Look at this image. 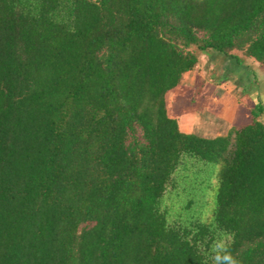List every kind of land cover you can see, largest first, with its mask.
<instances>
[{
    "label": "trees",
    "instance_id": "obj_1",
    "mask_svg": "<svg viewBox=\"0 0 264 264\" xmlns=\"http://www.w3.org/2000/svg\"><path fill=\"white\" fill-rule=\"evenodd\" d=\"M235 52L264 70V0H0V264H264V103L166 107Z\"/></svg>",
    "mask_w": 264,
    "mask_h": 264
},
{
    "label": "rangeland",
    "instance_id": "obj_2",
    "mask_svg": "<svg viewBox=\"0 0 264 264\" xmlns=\"http://www.w3.org/2000/svg\"><path fill=\"white\" fill-rule=\"evenodd\" d=\"M233 54L241 64L217 53L199 54L193 70L166 95L168 115L181 131L205 138L225 135L248 122L258 99L264 103V70L240 53Z\"/></svg>",
    "mask_w": 264,
    "mask_h": 264
},
{
    "label": "water",
    "instance_id": "obj_3",
    "mask_svg": "<svg viewBox=\"0 0 264 264\" xmlns=\"http://www.w3.org/2000/svg\"><path fill=\"white\" fill-rule=\"evenodd\" d=\"M258 121H260L264 125V111L262 112V114L258 118Z\"/></svg>",
    "mask_w": 264,
    "mask_h": 264
},
{
    "label": "clouds",
    "instance_id": "obj_4",
    "mask_svg": "<svg viewBox=\"0 0 264 264\" xmlns=\"http://www.w3.org/2000/svg\"><path fill=\"white\" fill-rule=\"evenodd\" d=\"M225 259H226V260H230V257H225ZM233 264H234V262H233Z\"/></svg>",
    "mask_w": 264,
    "mask_h": 264
}]
</instances>
